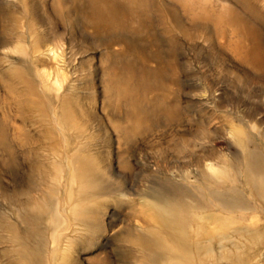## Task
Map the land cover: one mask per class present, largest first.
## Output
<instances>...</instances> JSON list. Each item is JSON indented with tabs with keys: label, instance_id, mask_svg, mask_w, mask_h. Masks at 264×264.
<instances>
[{
	"label": "rangeland",
	"instance_id": "1",
	"mask_svg": "<svg viewBox=\"0 0 264 264\" xmlns=\"http://www.w3.org/2000/svg\"><path fill=\"white\" fill-rule=\"evenodd\" d=\"M253 39L264 47V0H0V264H155L154 190L195 211L187 233L213 236L215 264L229 263L221 222L261 230L242 264H264V194L231 133L264 153V68L228 48ZM76 133L85 149L65 154ZM226 185L247 201L220 206L208 191ZM75 205L92 226L68 239Z\"/></svg>",
	"mask_w": 264,
	"mask_h": 264
},
{
	"label": "bare ground",
	"instance_id": "2",
	"mask_svg": "<svg viewBox=\"0 0 264 264\" xmlns=\"http://www.w3.org/2000/svg\"><path fill=\"white\" fill-rule=\"evenodd\" d=\"M113 3V1H111ZM111 6V5H110ZM115 5H113L110 9H115ZM109 9V10H110ZM233 17L238 18L236 15L231 14V18ZM214 24V25H213ZM207 25V24H206ZM211 28V34L215 36H220L221 38H224V31L219 30L218 27L213 22ZM256 30L258 32L257 27H251L250 31H244L245 36H252V34H257ZM258 40V39H257ZM239 40L236 41L234 46H230L228 43V48L232 50V53L234 56L243 63H247L249 65L258 66L259 68H264V47L255 39L252 40L251 44L249 46H245L243 44H239ZM225 44V43H224ZM227 46V45H225ZM59 127V126H58ZM231 133L234 136V139L242 146L245 153H247V158L244 159L245 161V167L243 170V174L245 175V178L249 181V183L252 185L253 189L257 191L259 194H264V156L263 152L261 154L259 149H248L245 146V139L246 134L243 129L241 128V125L234 124L231 127ZM82 136L81 133H76L73 140L75 141V145H70L71 142H68V139H64V145L67 146V149L64 148L65 154L69 151H73V153L81 152L85 149L84 143L77 138ZM73 143V142H72ZM69 146V147H68ZM73 147V148H70ZM69 148V149H68ZM58 154H62V152H58ZM72 156H76V154H72ZM73 159V158H71ZM64 161V160H63ZM70 161V160H67ZM69 178H66L68 182H72L76 179V173L70 169L68 171ZM216 182V181H214ZM78 193V196L82 193ZM68 197H71L72 193L69 190H67ZM152 193H154V196L157 200L156 202H153V205L156 208V211L154 212L156 216V224L155 226H151V233L146 234L145 238L148 241L147 249L152 253V260L157 264L158 261L163 262L164 264H215L216 260H213L215 258L214 253V241L213 236L212 238H208V243L204 244L202 241L198 239H194L193 233H187V228L191 227V224L189 222L190 215H194L195 211L191 212V214L186 215L181 212L180 207L178 206H172L170 203L165 202V198H162V195L157 194L156 190H154ZM241 190H239L238 187L235 185L229 186L226 185L224 187H221L220 190H210L208 191L209 196L217 201V203L221 206L222 204H226L227 200H232L233 202L241 201L245 202L246 197L244 195H241ZM161 199V200H158ZM224 200V201H223ZM226 200V201H225ZM222 201V204H221ZM87 211V209H85ZM89 211V209H88ZM87 211V212H88ZM50 212V211H49ZM72 212V218L76 221L74 222L75 225L72 224L73 227H70L68 232H66V237L68 239L71 238L69 235V232H77L79 229H81L82 224L81 221L86 223L89 219L86 217H81L80 213L77 214L78 209L75 206L71 207ZM51 218L50 222L52 225H57V221L60 220L59 225H68V218L63 217L60 215V213L56 209H51L50 212ZM217 213L211 212L208 216L209 219H214L217 216ZM71 218V219H72ZM79 221V222H77ZM189 222V223H188ZM56 223V224H54ZM89 223V221H88ZM80 224V228H77L76 225ZM90 226L91 223H89ZM58 226V225H57ZM70 225L67 226V229ZM245 227V226H244ZM237 227L235 229L236 234L233 236L232 233L226 232V230H223L222 228V222L221 224L216 228L219 230V234L214 235L218 238L219 242H222L223 240H227L230 243V246L226 247L225 245L220 247V256L223 258H227L228 264H242L245 262L244 255H247L249 248L248 245L243 242V237L251 242H255L257 239H259L262 235L261 230L259 229H249L247 227L245 228ZM163 228H167V231H163ZM221 229V230H220ZM194 231H197V229H193ZM193 231V232H194ZM239 231H244L243 234L238 233ZM238 233V234H237ZM65 234V233H64ZM166 234V235H164ZM57 234L52 233V239H53V247L52 251H56L60 248L58 244H56V238ZM64 237V236H63ZM191 237H193L191 239ZM210 243V244H209ZM247 248V252H239V250L243 248ZM23 254L25 250L23 249L21 251ZM220 257V258H221ZM220 264V263H218Z\"/></svg>",
	"mask_w": 264,
	"mask_h": 264
}]
</instances>
